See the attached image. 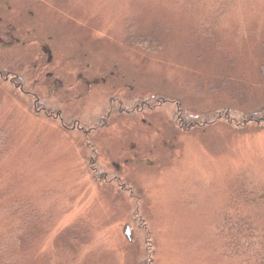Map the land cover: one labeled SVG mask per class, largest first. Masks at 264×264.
Returning <instances> with one entry per match:
<instances>
[{
  "label": "rangeland",
  "instance_id": "obj_1",
  "mask_svg": "<svg viewBox=\"0 0 264 264\" xmlns=\"http://www.w3.org/2000/svg\"><path fill=\"white\" fill-rule=\"evenodd\" d=\"M263 108L264 0H0L2 264H246Z\"/></svg>",
  "mask_w": 264,
  "mask_h": 264
},
{
  "label": "trees",
  "instance_id": "obj_2",
  "mask_svg": "<svg viewBox=\"0 0 264 264\" xmlns=\"http://www.w3.org/2000/svg\"><path fill=\"white\" fill-rule=\"evenodd\" d=\"M155 104L156 101L153 99L152 105ZM201 119V116L181 109L178 112L177 123L183 130H190L199 126ZM245 119L247 122L264 121V108L259 112L247 115ZM218 232L229 253L243 258L246 264H264V229L245 218L225 216L220 223ZM7 250L0 249V264L7 257Z\"/></svg>",
  "mask_w": 264,
  "mask_h": 264
},
{
  "label": "water",
  "instance_id": "obj_3",
  "mask_svg": "<svg viewBox=\"0 0 264 264\" xmlns=\"http://www.w3.org/2000/svg\"><path fill=\"white\" fill-rule=\"evenodd\" d=\"M127 235H129V230H127Z\"/></svg>",
  "mask_w": 264,
  "mask_h": 264
}]
</instances>
